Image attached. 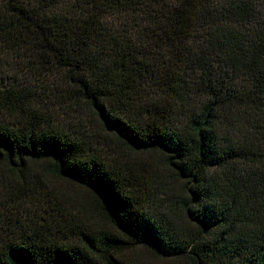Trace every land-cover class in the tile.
<instances>
[{
  "label": "trees",
  "instance_id": "trees-1",
  "mask_svg": "<svg viewBox=\"0 0 264 264\" xmlns=\"http://www.w3.org/2000/svg\"><path fill=\"white\" fill-rule=\"evenodd\" d=\"M0 264H264V0H0Z\"/></svg>",
  "mask_w": 264,
  "mask_h": 264
}]
</instances>
